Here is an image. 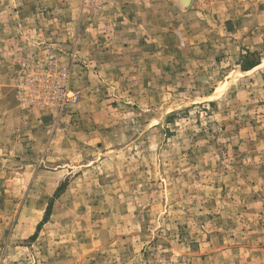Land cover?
<instances>
[{
  "label": "rangeland",
  "instance_id": "374dc122",
  "mask_svg": "<svg viewBox=\"0 0 264 264\" xmlns=\"http://www.w3.org/2000/svg\"><path fill=\"white\" fill-rule=\"evenodd\" d=\"M0 264H264V0H0Z\"/></svg>",
  "mask_w": 264,
  "mask_h": 264
},
{
  "label": "trees",
  "instance_id": "16d2710c",
  "mask_svg": "<svg viewBox=\"0 0 264 264\" xmlns=\"http://www.w3.org/2000/svg\"><path fill=\"white\" fill-rule=\"evenodd\" d=\"M256 64L257 63H253V64H250V65H247V64H243L242 62L240 63L242 70H248V69L252 68L253 66H255Z\"/></svg>",
  "mask_w": 264,
  "mask_h": 264
},
{
  "label": "water",
  "instance_id": "95a60500",
  "mask_svg": "<svg viewBox=\"0 0 264 264\" xmlns=\"http://www.w3.org/2000/svg\"><path fill=\"white\" fill-rule=\"evenodd\" d=\"M184 3H188L190 0H182Z\"/></svg>",
  "mask_w": 264,
  "mask_h": 264
},
{
  "label": "crops",
  "instance_id": "0c3cea01",
  "mask_svg": "<svg viewBox=\"0 0 264 264\" xmlns=\"http://www.w3.org/2000/svg\"><path fill=\"white\" fill-rule=\"evenodd\" d=\"M254 67V66H253Z\"/></svg>",
  "mask_w": 264,
  "mask_h": 264
}]
</instances>
